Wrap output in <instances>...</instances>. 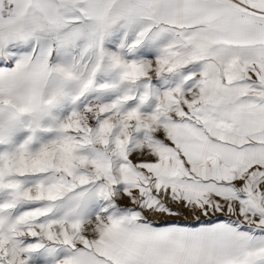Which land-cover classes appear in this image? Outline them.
<instances>
[{
  "label": "snow or ice",
  "instance_id": "1",
  "mask_svg": "<svg viewBox=\"0 0 264 264\" xmlns=\"http://www.w3.org/2000/svg\"><path fill=\"white\" fill-rule=\"evenodd\" d=\"M0 264H264V0H0Z\"/></svg>",
  "mask_w": 264,
  "mask_h": 264
}]
</instances>
